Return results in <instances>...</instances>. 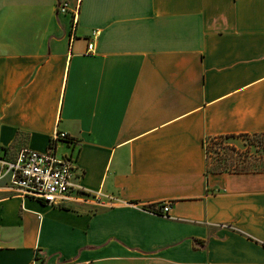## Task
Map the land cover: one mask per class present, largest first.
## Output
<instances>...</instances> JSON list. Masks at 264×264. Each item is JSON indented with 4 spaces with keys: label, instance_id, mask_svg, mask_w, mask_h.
Masks as SVG:
<instances>
[{
    "label": "crops",
    "instance_id": "obj_1",
    "mask_svg": "<svg viewBox=\"0 0 264 264\" xmlns=\"http://www.w3.org/2000/svg\"><path fill=\"white\" fill-rule=\"evenodd\" d=\"M57 1L0 0V149L65 132L56 156L119 201L0 182V264H264V171L204 145L264 133V0Z\"/></svg>",
    "mask_w": 264,
    "mask_h": 264
},
{
    "label": "built area",
    "instance_id": "obj_2",
    "mask_svg": "<svg viewBox=\"0 0 264 264\" xmlns=\"http://www.w3.org/2000/svg\"><path fill=\"white\" fill-rule=\"evenodd\" d=\"M56 10L64 13L69 10L67 1H57ZM77 14H73V21ZM72 139L65 132H55L49 146L44 151L29 148L20 149L14 156H5L0 149V182L8 190L21 197L42 200L50 205H60L65 200L86 201L92 198L97 204L106 205L118 202L114 196L103 195L99 191H88L79 183L73 159L55 154L56 141ZM73 143V139H72ZM101 197H104L101 200ZM171 203L164 201L154 204L160 214L167 215ZM152 211V210H151Z\"/></svg>",
    "mask_w": 264,
    "mask_h": 264
},
{
    "label": "rangeland",
    "instance_id": "obj_3",
    "mask_svg": "<svg viewBox=\"0 0 264 264\" xmlns=\"http://www.w3.org/2000/svg\"><path fill=\"white\" fill-rule=\"evenodd\" d=\"M204 145L209 170L264 171V133L217 136Z\"/></svg>",
    "mask_w": 264,
    "mask_h": 264
},
{
    "label": "trees",
    "instance_id": "obj_4",
    "mask_svg": "<svg viewBox=\"0 0 264 264\" xmlns=\"http://www.w3.org/2000/svg\"><path fill=\"white\" fill-rule=\"evenodd\" d=\"M65 142H67L68 144H71L72 143V139H68V140H65ZM243 171V170H242ZM146 208L149 209V210H152L156 213H160L159 210H157L155 207H154V204H149V205H146Z\"/></svg>",
    "mask_w": 264,
    "mask_h": 264
}]
</instances>
